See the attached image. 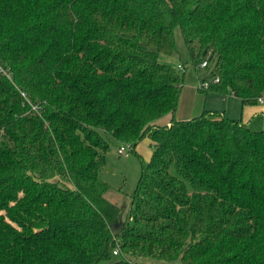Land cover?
<instances>
[{"label": "trees", "instance_id": "1", "mask_svg": "<svg viewBox=\"0 0 264 264\" xmlns=\"http://www.w3.org/2000/svg\"><path fill=\"white\" fill-rule=\"evenodd\" d=\"M176 27L218 78L199 90L258 103L264 0H0V264H264V129L174 118ZM111 141L141 160L127 204Z\"/></svg>", "mask_w": 264, "mask_h": 264}, {"label": "rangeland", "instance_id": "2", "mask_svg": "<svg viewBox=\"0 0 264 264\" xmlns=\"http://www.w3.org/2000/svg\"><path fill=\"white\" fill-rule=\"evenodd\" d=\"M174 38L175 50L170 54L161 53L158 56L159 61L168 63L176 69H179L178 64L183 67V83L174 118L192 119L199 116L203 110H226L228 116L239 117L241 107L236 99L220 97L213 92L205 93L198 89L203 79H209L205 72L206 67L199 65L201 60L206 59L207 56H199L195 61L192 59L179 27L174 28ZM258 105H264V102ZM247 126L254 130L264 129V114L251 116ZM120 145L124 144L111 141L105 153V165L99 172L100 179L110 186L105 196L119 205L127 204L128 195L133 192L141 173V160L136 153L143 161H148L153 148L148 138H144L137 144L136 153L131 150L118 153L117 148ZM117 258L119 255H112L109 259H101L96 264H112ZM140 260L150 262L147 258Z\"/></svg>", "mask_w": 264, "mask_h": 264}, {"label": "crops", "instance_id": "3", "mask_svg": "<svg viewBox=\"0 0 264 264\" xmlns=\"http://www.w3.org/2000/svg\"><path fill=\"white\" fill-rule=\"evenodd\" d=\"M214 94H216V93H214ZM216 95L220 96V97L236 99L238 104H240V107H241L240 116L236 117V118L228 116L226 110L217 111V112H220V113H224L228 118L240 119L243 123L248 125L251 116H253L255 114H259V113L260 114H264V105H258V103L255 104V105H244V104H242L241 99L236 97V96H233V95H219V94H216ZM209 111H212V110H209ZM229 114H231V113H229ZM243 116H244V118H242ZM170 118H171L170 115L163 116V117L159 118L158 120H156V123H158V124H169Z\"/></svg>", "mask_w": 264, "mask_h": 264}, {"label": "built area", "instance_id": "4", "mask_svg": "<svg viewBox=\"0 0 264 264\" xmlns=\"http://www.w3.org/2000/svg\"><path fill=\"white\" fill-rule=\"evenodd\" d=\"M201 67H206L207 66V59H202L201 60V62H200V64H199ZM179 69H183V67L181 66V65H178L177 66ZM0 74H5V75H7L8 77H9V74H8V72L5 70V68H3V66L1 65V63H0ZM213 81V82H216L217 80H218V78L217 77H213L212 79H207V80H205V79H203L202 80V83L200 84L202 87H207L208 86V84H209V81ZM20 94H21V96H22V98H23V101L25 102V103H28L29 105H30V108H31V110L32 111H35V112H39V109H40V107H39V105L38 104H32L31 102H30V100L28 99V96H27V94H26V92L25 91H20ZM257 101H258V103H263L264 102V94L263 95H261V96H259L258 98H257ZM126 150H130V146L128 145V144H124V145H120L118 148H117V152L118 153H123V152H125ZM113 254H117V250H114L113 251Z\"/></svg>", "mask_w": 264, "mask_h": 264}]
</instances>
